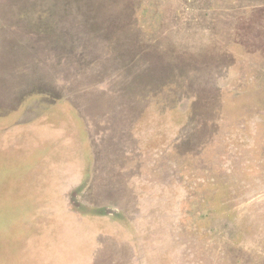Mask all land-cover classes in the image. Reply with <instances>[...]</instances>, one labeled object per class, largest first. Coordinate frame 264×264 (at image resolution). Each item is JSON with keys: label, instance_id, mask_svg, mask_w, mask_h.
I'll return each instance as SVG.
<instances>
[{"label": "rangeland", "instance_id": "obj_1", "mask_svg": "<svg viewBox=\"0 0 264 264\" xmlns=\"http://www.w3.org/2000/svg\"><path fill=\"white\" fill-rule=\"evenodd\" d=\"M39 262L264 264V0H0V264Z\"/></svg>", "mask_w": 264, "mask_h": 264}, {"label": "crops", "instance_id": "obj_2", "mask_svg": "<svg viewBox=\"0 0 264 264\" xmlns=\"http://www.w3.org/2000/svg\"><path fill=\"white\" fill-rule=\"evenodd\" d=\"M39 193H41V192H39ZM41 194H43V193H41ZM45 194H43V196H44ZM45 196H47V195H45ZM49 198H51V197H48L47 196V199H46V202H48V200H49ZM56 204H57V202H56ZM61 211H63V212H67L68 214H69V216L71 217V219L72 220H74L75 218H77V216L80 214V217H82V218H84V219H88L89 221V223H90V221H91V219H89V217L86 215V216H83V215H81V213H79V214H77V213H75L74 212V210H71V207L69 206V203H68V205L67 204H65V206H64V210H61ZM49 214V213H48ZM80 217H78V218H80ZM75 223H76V221H74ZM108 222H110V220H108ZM42 233V229H41V231H40V233H39V235ZM40 263V262H39ZM41 264V263H40Z\"/></svg>", "mask_w": 264, "mask_h": 264}]
</instances>
